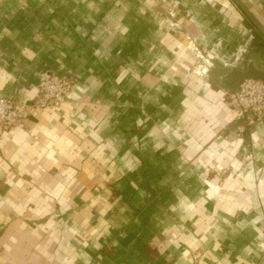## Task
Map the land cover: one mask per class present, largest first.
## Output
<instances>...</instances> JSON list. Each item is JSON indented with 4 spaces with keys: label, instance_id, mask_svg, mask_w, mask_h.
Returning <instances> with one entry per match:
<instances>
[{
    "label": "crops",
    "instance_id": "crops-1",
    "mask_svg": "<svg viewBox=\"0 0 264 264\" xmlns=\"http://www.w3.org/2000/svg\"><path fill=\"white\" fill-rule=\"evenodd\" d=\"M250 61L264 0H0V264H264V121L217 78Z\"/></svg>",
    "mask_w": 264,
    "mask_h": 264
},
{
    "label": "built area",
    "instance_id": "built-area-1",
    "mask_svg": "<svg viewBox=\"0 0 264 264\" xmlns=\"http://www.w3.org/2000/svg\"><path fill=\"white\" fill-rule=\"evenodd\" d=\"M73 84V77L56 72L43 75L39 79L32 107L58 110L64 98L72 92ZM223 94L226 103L235 111L238 118L249 115L251 122L264 121V80L244 79L234 90L223 89ZM27 116L26 108L16 106L12 99L0 93V136L19 127Z\"/></svg>",
    "mask_w": 264,
    "mask_h": 264
},
{
    "label": "water",
    "instance_id": "water-1",
    "mask_svg": "<svg viewBox=\"0 0 264 264\" xmlns=\"http://www.w3.org/2000/svg\"><path fill=\"white\" fill-rule=\"evenodd\" d=\"M217 78L223 89L234 90L244 79L259 78L264 80V70L260 69L253 61H250L245 69H224Z\"/></svg>",
    "mask_w": 264,
    "mask_h": 264
}]
</instances>
